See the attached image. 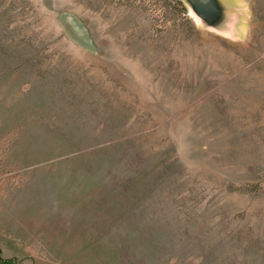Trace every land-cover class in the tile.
I'll use <instances>...</instances> for the list:
<instances>
[{
    "label": "rangeland",
    "instance_id": "obj_1",
    "mask_svg": "<svg viewBox=\"0 0 264 264\" xmlns=\"http://www.w3.org/2000/svg\"><path fill=\"white\" fill-rule=\"evenodd\" d=\"M216 3L0 0V264H264V0Z\"/></svg>",
    "mask_w": 264,
    "mask_h": 264
},
{
    "label": "water",
    "instance_id": "obj_2",
    "mask_svg": "<svg viewBox=\"0 0 264 264\" xmlns=\"http://www.w3.org/2000/svg\"><path fill=\"white\" fill-rule=\"evenodd\" d=\"M201 18L218 12L216 0H189Z\"/></svg>",
    "mask_w": 264,
    "mask_h": 264
},
{
    "label": "bare ground",
    "instance_id": "obj_3",
    "mask_svg": "<svg viewBox=\"0 0 264 264\" xmlns=\"http://www.w3.org/2000/svg\"><path fill=\"white\" fill-rule=\"evenodd\" d=\"M192 14L193 16L195 17V19L197 20L198 23H201V19H200V16L196 15L193 10H192Z\"/></svg>",
    "mask_w": 264,
    "mask_h": 264
}]
</instances>
